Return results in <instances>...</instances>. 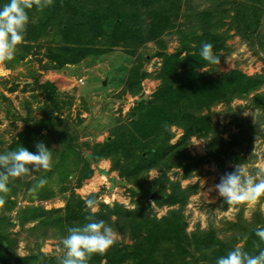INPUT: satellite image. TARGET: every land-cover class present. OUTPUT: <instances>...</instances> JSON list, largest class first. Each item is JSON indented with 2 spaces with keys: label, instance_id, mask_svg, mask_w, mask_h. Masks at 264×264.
Returning <instances> with one entry per match:
<instances>
[{
  "label": "trees",
  "instance_id": "16d2710c",
  "mask_svg": "<svg viewBox=\"0 0 264 264\" xmlns=\"http://www.w3.org/2000/svg\"><path fill=\"white\" fill-rule=\"evenodd\" d=\"M184 1L190 0H53V5L43 11L35 7L29 10L30 23L25 39L18 46L14 58L7 61V65L10 67L12 62L24 59L34 49L40 48L41 39L54 28L53 33L58 40L55 39L54 44L49 45L45 52L46 57L55 62L57 69L107 54L117 46H125L137 61L128 73L123 92L127 91L136 96L141 90L142 80L150 75L142 70L141 56L136 57L139 54V44L145 40H157L168 34L174 25L172 19H177L182 14L181 3ZM8 2L9 0H0V8ZM217 2V5L231 2L234 10L231 17L234 23L231 26L247 39L255 54H262L260 56L264 63V33L261 30L264 0ZM210 13V10L203 11L201 17L205 22L208 20V24L201 31L187 32L184 35L186 39L178 50L173 53H159L162 58L157 75L160 85L149 101L138 105L139 113L134 115L130 131L124 133L118 128L117 131H112L105 142L90 144L87 141L79 142L78 137L69 133V127L65 129L67 150L80 156L84 162L78 180L90 178L93 174L92 165L84 158L83 150H87L94 163L110 159L114 167L120 169L124 182H128L129 177L153 167H183L191 171L189 167L195 164L197 159L189 154L187 145L193 136L205 140L207 156L216 160L223 172L226 168L228 173L233 172L235 165L249 163L248 154L241 149L247 151L256 138L264 137V131L260 127L264 122V92L259 91L264 86V68L252 75L241 69H234L217 77L213 76L210 70H203L210 64L200 56L202 44L211 43L213 52L216 53L225 47L229 37L227 33L215 28L225 24L222 19H217L214 15L212 17ZM143 22L149 26L146 37L143 36ZM41 86L46 93L48 105L44 116L36 122L37 133H42L44 128H49L56 120L63 119L61 115L64 102L60 101L58 87L49 81ZM251 95L254 102L258 103V108H261L259 123H252L247 117H243L241 107L240 110L232 109L235 114L231 123L238 131L232 133L229 139L224 138L219 130V123H211L209 116L203 113L217 103L231 106L234 99ZM10 115L15 116L13 112ZM165 125L168 126L167 129ZM173 126L183 130L181 139L176 143H171ZM19 135L20 139L33 136L30 128ZM17 147L19 146L16 144L11 145L9 151H14ZM252 168L251 170H256L255 167ZM159 184V192L164 198L158 202L161 205L178 206L158 218L150 213L145 214L143 204L137 210L122 209V206L117 205L119 209L117 208L116 212H120L121 219L114 225L125 230L127 228L136 241L129 247L131 251L127 247L114 244L104 255H94L91 264H100L103 259L106 260L104 264H122L127 260H130L129 264H216L219 257L226 256L239 244L236 237L220 240L212 226L207 229L197 227L189 232L184 209L192 189L182 188L178 183L171 186V192H167L160 190L161 187L166 189L167 186L161 181ZM152 190L153 188L144 190V197ZM97 197L98 194L93 193L88 198L96 200ZM10 206L12 208L14 202ZM84 206L85 199L75 190H71L63 210L67 219V224L63 226L65 234L68 235L67 230L70 227L88 223L85 215L93 216L94 221L103 220L107 224L113 222L110 219L112 211L108 205L103 204L106 212L100 209L95 213L84 212ZM61 210L45 212L49 213L48 219L54 220L55 216L60 214L51 212ZM26 213H33L35 221L39 209H36L35 205H28L23 210V214ZM9 222L10 219L3 216V210L0 209V264H38V257L34 253L20 255L16 252L17 239L8 228ZM142 226L147 232L146 235L140 234L141 237L138 238L136 234ZM258 227L264 228V219L255 222L241 245L242 250L250 255L264 251V240L255 233ZM28 235L34 234L29 232ZM170 242L175 243L179 249L170 248L167 245ZM39 248L40 246L37 250ZM196 253L200 254L204 262Z\"/></svg>",
  "mask_w": 264,
  "mask_h": 264
},
{
  "label": "rangeland",
  "instance_id": "374dc122",
  "mask_svg": "<svg viewBox=\"0 0 264 264\" xmlns=\"http://www.w3.org/2000/svg\"><path fill=\"white\" fill-rule=\"evenodd\" d=\"M217 1L182 2V14L177 19H172L174 25L168 34L157 40H145L139 44L137 49L139 54L136 57L141 56L142 70L150 75L142 80L141 90L136 96L127 91L123 92L128 73L137 61L125 46H117L107 54L57 69L55 62L49 60L45 52L49 45L54 44L55 39L58 40L54 36V28L41 39L40 48L34 49L24 59L12 62L10 67L7 62L0 64V154L10 152L9 148L15 144L19 146L17 149L23 146L36 153V144L43 142L52 150L53 156V167L50 171L34 173L25 180L10 179L9 181L10 191L4 197L5 204L2 210L3 216L10 219L8 228L17 239L16 252L20 255L34 253L38 257V264L47 262L59 264L57 257L63 254L62 240L67 236L63 227L67 224L63 210L71 190H75L85 200L93 193L98 194L95 212L100 209L106 212L107 209L103 204L108 205L109 210L112 211L110 219L113 221L108 225L117 233L118 246L127 247L129 251L136 238L127 228L125 230L114 225L121 219L120 212L116 210L119 206H122V209L137 210L143 204L145 214L150 213L158 218L166 215L169 209L178 205H161L158 202L164 198L159 192V181L167 186L166 189L161 187V191L171 192V186L178 183L182 188L192 189L184 209L189 232L197 227L207 229L212 226L220 240L236 237L239 242L237 246L241 247L250 228L256 221L264 219V215L258 210L245 206L229 207L219 195L215 185L220 183L221 177L227 174L228 170L226 168L223 172L218 162L207 156L206 142L197 136H193L187 145L189 154L197 159L196 163L189 167L191 171L183 167H153L129 177L128 182L123 181L120 169L114 167L110 159H102L94 163L87 150H83V156L90 161L93 174L90 178L78 180L84 166L83 159L73 155L65 146L67 127L70 129V134L78 137L79 142L87 141L90 144L105 142L112 131L115 132L118 128L124 133L130 131L134 115L139 113L138 105L149 101L160 85L157 75L162 65V58L159 53L175 52L182 46L187 32L201 31L206 27L208 20L205 22L201 17L205 10H210L212 17L214 15L217 19H222L225 24L215 28L227 33L229 37L225 47L215 53L220 56V63L207 66L203 70H210L215 77L234 69H241L248 75L261 72L264 68L260 56L262 54H255L247 39L231 26L234 23L231 18L234 13L231 2L217 5ZM142 24L143 36H145L149 26L144 22ZM262 24L261 30L264 33V20ZM47 81L54 82L59 89L60 101L64 102L61 115L63 119L56 120L49 128H44L42 133H37L36 122L44 116L43 113L48 105L46 93L41 86ZM104 81H107L106 85L103 84ZM259 91L264 92V86ZM253 95L234 99L231 106L217 103L203 113L209 116L211 123H219V130L225 139H229L232 133L238 131L231 123L235 114L232 109L240 110L241 107V115L256 123L254 116L258 119L261 108H258V103L254 102ZM12 112L15 114L14 117L10 115ZM260 127L264 131V122ZM29 128L33 136L20 139L18 134L25 133ZM172 133L171 143H176L181 139L183 130L173 126ZM241 150L248 154L249 163L243 166L250 174H255L259 167L264 166V137L256 138L247 151ZM251 167H255L256 170H251ZM40 179H45L47 183L43 187H35ZM93 180L96 182L95 186L85 188ZM152 188L149 195L144 197L146 195L144 190L149 191ZM155 192L162 198L153 197ZM12 202L14 206L11 208ZM28 205H35L36 209H39L35 221L33 213L23 214L24 208ZM53 209L62 210L51 212L60 215L55 216L54 220L48 219L49 213L45 211ZM83 211L93 213L86 205ZM84 218L87 219V215ZM29 232L34 235H28ZM146 232V228L142 226L136 236L139 238L140 234L146 235ZM167 245L172 249H179L173 242ZM38 246L40 248L37 250ZM196 256L201 257L199 253H196ZM105 261L103 259L100 264H104ZM201 261L204 262L202 259ZM89 262L92 263L91 259L88 264ZM129 262L130 260H127L122 264Z\"/></svg>",
  "mask_w": 264,
  "mask_h": 264
},
{
  "label": "clouds",
  "instance_id": "9594fccd",
  "mask_svg": "<svg viewBox=\"0 0 264 264\" xmlns=\"http://www.w3.org/2000/svg\"><path fill=\"white\" fill-rule=\"evenodd\" d=\"M52 5L53 0H9L0 8V64L11 61L24 41L30 23L29 10L35 7L43 11ZM200 56L210 65L220 63V56L213 52V45L209 42L202 44ZM254 118V122L259 123L257 117ZM36 148V153L22 146L0 154V209L4 207V197L10 191V179L25 180L34 173H46L52 169V150L43 142H38ZM253 155H256V149ZM234 167L233 172L221 177L215 190L229 207L245 206L264 215V166L259 167L255 174H250L243 164ZM46 183L45 179H40L35 187H43ZM96 204L95 199L85 200L86 207L93 213ZM87 219L89 222L83 226L68 228V235L62 240L63 254L57 257L59 264H88L94 255H104L117 243V233L110 225L103 220L94 221L91 215ZM255 233L264 240V228H256ZM216 264H264V251L250 255L236 246L226 256L219 257Z\"/></svg>",
  "mask_w": 264,
  "mask_h": 264
},
{
  "label": "water",
  "instance_id": "95a60500",
  "mask_svg": "<svg viewBox=\"0 0 264 264\" xmlns=\"http://www.w3.org/2000/svg\"><path fill=\"white\" fill-rule=\"evenodd\" d=\"M104 85H106L107 84V81H104V83H103ZM153 197H155V198H162V196L161 195H159L157 192H155V193H153V195H152Z\"/></svg>",
  "mask_w": 264,
  "mask_h": 264
},
{
  "label": "bare ground",
  "instance_id": "6f19581e",
  "mask_svg": "<svg viewBox=\"0 0 264 264\" xmlns=\"http://www.w3.org/2000/svg\"><path fill=\"white\" fill-rule=\"evenodd\" d=\"M96 182L95 180H93L89 185H87L85 188H91L93 186H95Z\"/></svg>",
  "mask_w": 264,
  "mask_h": 264
}]
</instances>
